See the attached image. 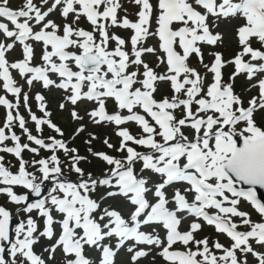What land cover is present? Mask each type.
<instances>
[{
	"label": "snow or ice",
	"instance_id": "snow-or-ice-1",
	"mask_svg": "<svg viewBox=\"0 0 264 264\" xmlns=\"http://www.w3.org/2000/svg\"><path fill=\"white\" fill-rule=\"evenodd\" d=\"M0 109V264H264V0H0Z\"/></svg>",
	"mask_w": 264,
	"mask_h": 264
},
{
	"label": "rangeland",
	"instance_id": "rangeland-1",
	"mask_svg": "<svg viewBox=\"0 0 264 264\" xmlns=\"http://www.w3.org/2000/svg\"><path fill=\"white\" fill-rule=\"evenodd\" d=\"M19 3H20V0H13V4H14V6H18L19 5ZM125 34H127V33H125ZM228 50H230L231 48L229 47V46H225ZM48 96H49V100H50V106H51V108H52V110L54 111V112H56L57 111V109H56V104H57V102H58V100H59V93H57V92H55V91H53V92H51V93H49L48 94ZM2 109H0V113H2ZM65 115V117H66V114H64ZM58 116H59V114H58ZM58 122H60L62 125H66L67 126V130L68 131H71V125H69L68 123H67V120H66V118H60V119H58Z\"/></svg>",
	"mask_w": 264,
	"mask_h": 264
},
{
	"label": "trees",
	"instance_id": "trees-1",
	"mask_svg": "<svg viewBox=\"0 0 264 264\" xmlns=\"http://www.w3.org/2000/svg\"><path fill=\"white\" fill-rule=\"evenodd\" d=\"M65 127L67 128V126L65 125ZM70 132V131H69Z\"/></svg>",
	"mask_w": 264,
	"mask_h": 264
}]
</instances>
